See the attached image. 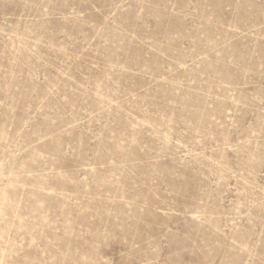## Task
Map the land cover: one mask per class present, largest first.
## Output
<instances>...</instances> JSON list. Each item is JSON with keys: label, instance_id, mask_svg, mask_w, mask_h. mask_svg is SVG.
Masks as SVG:
<instances>
[{"label": "rangeland", "instance_id": "obj_1", "mask_svg": "<svg viewBox=\"0 0 264 264\" xmlns=\"http://www.w3.org/2000/svg\"><path fill=\"white\" fill-rule=\"evenodd\" d=\"M0 264H264V0H0Z\"/></svg>", "mask_w": 264, "mask_h": 264}]
</instances>
